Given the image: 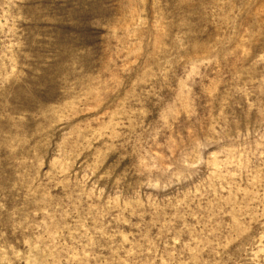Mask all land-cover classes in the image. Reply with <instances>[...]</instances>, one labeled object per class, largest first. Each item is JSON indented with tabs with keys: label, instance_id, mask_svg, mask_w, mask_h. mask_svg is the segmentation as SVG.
<instances>
[{
	"label": "rangeland",
	"instance_id": "1",
	"mask_svg": "<svg viewBox=\"0 0 264 264\" xmlns=\"http://www.w3.org/2000/svg\"><path fill=\"white\" fill-rule=\"evenodd\" d=\"M0 264H264V0H0Z\"/></svg>",
	"mask_w": 264,
	"mask_h": 264
}]
</instances>
